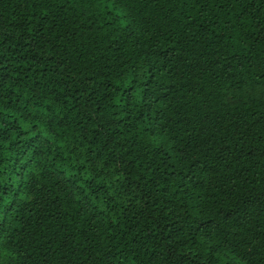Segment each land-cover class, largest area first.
Here are the masks:
<instances>
[{
	"label": "trees",
	"instance_id": "1",
	"mask_svg": "<svg viewBox=\"0 0 264 264\" xmlns=\"http://www.w3.org/2000/svg\"><path fill=\"white\" fill-rule=\"evenodd\" d=\"M0 264H264V0H0Z\"/></svg>",
	"mask_w": 264,
	"mask_h": 264
}]
</instances>
